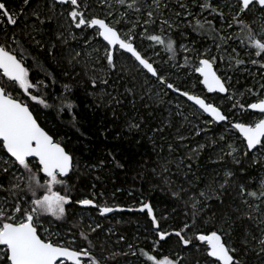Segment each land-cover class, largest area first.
<instances>
[{
	"label": "snow or ice",
	"instance_id": "obj_1",
	"mask_svg": "<svg viewBox=\"0 0 264 264\" xmlns=\"http://www.w3.org/2000/svg\"><path fill=\"white\" fill-rule=\"evenodd\" d=\"M80 75L89 107L150 141L171 213L143 193L101 202L95 183L76 194L81 177L125 168L110 151L82 169L40 122L51 109L84 135L69 82ZM205 153L217 167L201 175ZM177 208L185 222L169 228ZM93 210L143 214L149 243L105 230ZM193 250L195 264H264V0H0V264H193Z\"/></svg>",
	"mask_w": 264,
	"mask_h": 264
},
{
	"label": "trees",
	"instance_id": "obj_2",
	"mask_svg": "<svg viewBox=\"0 0 264 264\" xmlns=\"http://www.w3.org/2000/svg\"><path fill=\"white\" fill-rule=\"evenodd\" d=\"M7 3L11 8H19L22 0H7ZM33 6H35V0H33ZM22 26L23 18L21 20ZM49 66L53 67L54 65L50 64ZM57 76L59 79H65L59 70H57ZM69 82L74 85L72 99L78 105L77 113L81 121L80 130L84 135H81L80 132L71 127L68 123L70 117L67 114L58 118L55 111L51 109L40 110L38 113L40 122L49 131L58 132L60 136L66 139L69 148L74 151V154L79 159L82 169L84 165L97 163L101 159H108L107 153L110 151L115 153L117 158L125 164L124 169H118L112 167L109 163L102 172H93L92 176L81 177L78 186L79 190L76 194L82 195L85 186L90 187L92 183H96L101 189L112 194L116 188H121L122 191L115 193V200L125 207L135 203L133 197L139 198L141 193H143V196L149 198L153 204L157 205L159 210L164 209L166 212L171 213L172 201L170 198L159 187L153 188V184L158 185L159 181L148 170L152 167V157L149 152V142L145 139V136L143 134H128L123 127V114H121L120 119L114 120L110 110H105L102 107L93 110L89 107L93 103V97L87 95L86 90L91 92L93 89L87 82L86 77L80 75L76 77L75 81L70 80ZM55 91L57 93L61 91L59 84L56 85ZM124 112L130 114L127 106H125ZM102 132H104V135L101 134ZM117 133L120 134L119 139L116 138ZM142 162H147V167L144 169L140 168ZM140 171L144 173L143 178L137 176V172ZM97 174L101 176L99 181L92 179ZM129 191L133 192L132 197L128 196L127 193ZM173 216L175 217L173 228L182 226L185 218L180 208H177ZM140 218H142V215L137 213H116L111 221L106 222V225L113 227L117 236H125L127 242H133L134 238L140 237V239L138 238L140 246L146 247L148 243L143 241L142 234L136 226L137 220ZM71 225L72 220L70 217L69 222L64 227L70 229ZM111 244L118 251L123 242L118 244L116 243V237H113ZM196 257L195 253L192 252L190 259L194 261ZM128 259H135V257H117L116 264H123ZM251 260L252 264H257L258 258L252 257Z\"/></svg>",
	"mask_w": 264,
	"mask_h": 264
},
{
	"label": "rangeland",
	"instance_id": "obj_3",
	"mask_svg": "<svg viewBox=\"0 0 264 264\" xmlns=\"http://www.w3.org/2000/svg\"><path fill=\"white\" fill-rule=\"evenodd\" d=\"M73 43H75V42H73ZM247 82H250V81H245V80L243 79V77H241V82H240V85H238V87H242V86H243L245 83H247ZM109 90H110V89H109ZM149 135H151L150 132H149ZM145 139L148 140L147 137H145ZM197 139H198V138H197ZM148 142H149V147H150V151H149V152H150V154H151V157H152V164H153V162L157 160V154H156V152L153 151V149H152V145H151L150 141H148ZM161 143H163V142L161 141ZM161 155H162V156H167V155H168V153H167V149H166V148H165V151H164L163 153H161ZM198 163H199V165H200L198 172H199V174H201V175H206L208 172H211L213 169H215V168L217 167V165H215V164H213V163L210 162L207 153H205L204 155L201 156V158H200V160L198 161ZM194 168H195V166H194ZM180 179H183V177H180ZM95 184H96V183H95ZM95 191H96L97 193H104V197L101 198V202H102L103 199H109V202H110V203H112V202L119 203V201H117V200H115V201L111 200V197H112V195H113L111 192L109 193V191H105L104 189H101L97 184H96V189H95ZM119 204H121V203H119ZM134 204H135V203H131V204H129L128 206H131V205H134ZM121 205H122V204H121ZM158 211H159V209H158ZM137 214H138V215H142V218H140L139 220H137L136 226L138 227L139 231H140L141 234H142L141 237H142L143 241H145V240H144V236L146 235V231H145V229L148 227V224H149L150 222L147 221V218H146L143 214H140V213H137ZM89 215H93V216L96 217V219L100 220V221L102 222V224H103V228H104L105 230H107L108 228H113V227H111V226L106 225V222H107V221H111V220L113 219V216L116 215V213L109 214L108 218H103V217L96 216L95 210H93L91 213H89ZM174 223H175V217H174V218H170L169 221L166 222V226L169 227V228H173ZM63 227H64V226H63ZM64 228L67 230L66 227H64ZM106 235H107V232H105V236H106ZM114 237H115V236H114ZM112 238H113V237H112ZM138 238L140 239V237H138ZM145 242H146V243H149L148 241H145ZM110 244H111V241H110ZM111 245H112V244H111ZM193 252L195 253V255H196L197 257L199 256V254L196 253L195 250H193ZM197 257H196V258H197ZM193 264H195V260L193 261Z\"/></svg>",
	"mask_w": 264,
	"mask_h": 264
}]
</instances>
